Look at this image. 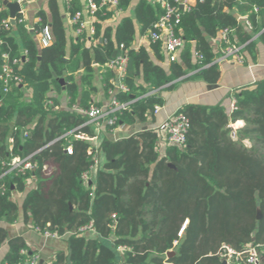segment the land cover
<instances>
[{"label":"trees","instance_id":"obj_1","mask_svg":"<svg viewBox=\"0 0 264 264\" xmlns=\"http://www.w3.org/2000/svg\"><path fill=\"white\" fill-rule=\"evenodd\" d=\"M67 1L70 15L87 13L88 0ZM91 1L97 7L91 41L85 34L67 40L57 0H48L50 20L43 11L37 14L35 30L49 27V46L38 47L17 21L9 29L0 27V64L3 53L17 58L22 80L6 94L0 82V161L27 158L32 166L18 171L0 165V221L11 224L22 212L24 222L38 232L65 237L67 251L46 264H222L217 253L223 245L238 252L254 246L264 254V79L227 94L234 109L221 103L183 104L177 112L188 118L189 127L181 146L146 129L116 141L102 138L94 147L88 141L95 136L88 118L59 108L49 94L64 90L70 104L79 99L80 108L100 106L90 100L95 67L104 90H114L109 81L114 74L105 64L122 44L128 58L122 79L127 90L117 89L113 97L125 108L115 112L116 123L107 127L143 123L154 106H162L159 93L173 89L188 73L218 83L216 59L229 46L240 47L245 65L257 62V43L264 48V0H195L181 12L175 33L183 45L179 59L167 68L160 64L168 59L162 40L149 38L163 13L162 0H140L134 17L123 16L114 27L105 22L126 12L132 0H117L115 8ZM7 17L0 0V20ZM135 22L147 42L136 49ZM225 29L227 42L220 38L214 52L211 41ZM24 89L31 93L26 101ZM238 121L242 124L233 129ZM30 182L33 187L26 190ZM14 193H25L20 205ZM89 225L94 237L81 230ZM5 242L8 249L0 264H30L35 257L22 236L8 238L0 227V246ZM118 247L126 248L120 256Z\"/></svg>","mask_w":264,"mask_h":264},{"label":"crops","instance_id":"obj_2","mask_svg":"<svg viewBox=\"0 0 264 264\" xmlns=\"http://www.w3.org/2000/svg\"><path fill=\"white\" fill-rule=\"evenodd\" d=\"M139 1L140 0H132L129 9L126 12H116L114 17L106 21L105 24L112 25L114 27L121 17L123 16L134 17V9ZM189 1H190V5L195 3V0H189ZM57 4L60 13L62 14V17L64 19L67 40L70 41L71 39H76L78 36L75 34L73 27L71 26L69 21L70 13L67 10L68 1L57 0ZM20 9H21L20 14H22L24 18L25 28L31 34L32 39L36 42L37 46L41 47L38 42V37L35 33V26L38 25L39 23L38 22L39 18L37 17L39 11H43L46 14L47 19L50 20L48 0H32L27 3H24ZM82 14L85 20L92 22L91 24L89 23L87 28H89V26L91 25L93 26L92 16H88L85 9L83 10ZM8 17H9V12H8ZM135 27L137 33L135 36L133 47L136 49L141 45L147 46V42L145 38L140 37L138 34L139 24L137 22H135ZM12 34L15 38L16 43L21 48V39L14 28L12 29ZM220 38H221V33L217 35V38L211 41L214 52L219 51ZM91 44L92 42L88 41L86 43V47L90 48ZM179 53L177 55V59H179ZM116 54L117 52H115L113 57ZM256 56H257L256 63L254 64L249 63L248 65H245L244 63H239L238 61H236V59L233 56L219 55L216 59V62L218 63L219 69L221 71L220 80L218 81V83H216L219 86L218 89L208 90L207 86L211 84L204 83L201 79L198 78H192L191 76L193 73H188L184 77L178 79V83L173 89L164 90L159 93V95L163 100V104L160 110H158V112L156 113H153V115L148 116L145 122L143 123L136 122L135 124L132 125L120 123L115 128L108 129L106 123L107 119L102 118L99 121L90 124V127L93 130L95 136L93 138L88 139V141L94 147H97L102 138H107L111 141H116L118 139L131 136L142 130H146V129L155 130V128L165 119L167 115L174 113L183 104L189 102L198 103V104H207V105H214L221 103L227 108H230L231 100L229 97H227V94L231 93L234 88L252 83L256 80L264 79V48L259 42L257 43V47H256ZM160 64L164 68H167L169 64V60L165 57V59L162 62H160ZM107 70L113 72L114 74V78L109 79L110 82L115 84L114 90H108V91L104 90V87L101 83V79H102V76L100 74L101 71H99L97 67H95L94 76H93L92 85L96 88V90L91 92L90 100L99 103L100 106H107L111 98L114 96L115 90L118 89L117 84L115 83L116 72L111 69H107ZM80 76L81 73H78V75L76 76V82L78 83V86L81 88ZM137 82L139 84H142L141 79H138ZM23 93H24V100L25 101L28 100L31 94L30 91L24 89ZM49 94L50 96L56 97V99L59 102V108L61 109L70 108L71 110H75L79 113H80L79 110L86 109L79 107V99H76L75 103L70 104V99L66 95L64 90H61L60 92L50 91ZM33 184L34 182H30L27 185L26 190L32 188ZM24 194L25 193L19 195L14 193L12 198L20 205L24 198ZM0 227L6 229L8 238H12L15 236H22L26 241L29 249L35 253V256H38L39 264H46L51 262L54 259L56 253L59 251H63V252L67 251V244L65 237H60V238L46 237L44 234L35 230L30 221L24 222L22 212L19 213L16 221L11 224H7L4 221H0ZM85 234L89 237H94L96 235L93 231L90 230L86 231ZM104 242L112 246L110 240L105 239ZM7 249L8 246L6 242L0 246V262L3 260L7 252ZM259 253H260L261 264H264V254L262 253L261 249ZM225 264H229V263L225 262Z\"/></svg>","mask_w":264,"mask_h":264},{"label":"built area","instance_id":"obj_3","mask_svg":"<svg viewBox=\"0 0 264 264\" xmlns=\"http://www.w3.org/2000/svg\"><path fill=\"white\" fill-rule=\"evenodd\" d=\"M9 2H14L19 4L20 8L24 3H27L32 0H8ZM163 9V13L158 18V20L153 25V30L149 33V38L152 41L162 40L164 44V49L169 61H175L177 55L180 52L183 41L180 36L175 33V29L178 26L181 18V12L189 9L190 1L189 0H162L160 2ZM109 6L110 8H115L117 6V0H101L100 6ZM87 14L92 16L96 11V5L91 1H87ZM21 10V9H20ZM19 12L15 18V22L24 24V18ZM20 15V16H19ZM19 16V17H18ZM70 24L73 27V30L77 36L85 34L86 38H91L94 34V27L91 25L89 28L87 26L92 22L85 20L81 12H76L73 15H70L69 18ZM241 21L244 25L249 26L250 24L247 19L242 18ZM40 22V19L38 20ZM11 19L7 17L6 19L0 20V27L4 29H9L11 27ZM35 33L38 37V42L41 47L49 46L52 43L53 37L48 26L40 28L38 31L35 30ZM228 30L225 29L221 32V40L227 42ZM120 52L117 53L109 62L105 64V68L114 70L116 72L115 83L119 90L126 91V87L122 84V79L125 74L126 64H127V55L124 51V46L121 44L119 46ZM22 56L27 54L25 49L21 50L20 53ZM224 56H233L236 61L239 63L243 62V59L240 55V47L229 46L224 53ZM201 59V56H197ZM1 64H0V82L2 83V92L8 93L10 88L14 85L21 84L22 80L18 74L20 68V62L17 58H11L8 53H3L1 55ZM51 103V102H49ZM125 108V104L119 103L114 97L111 98L107 106H95L91 105L89 108L79 110L81 114L85 115L88 118L87 124L95 123L100 119L106 118V123L109 126H113L117 117L115 112ZM161 106H154V113L160 110ZM231 109H234V100L231 101ZM111 115L110 117H108ZM189 127L188 118L182 113H178L177 110L165 117V119L155 128L156 131L161 132L167 143L172 145L181 146L185 142V134ZM234 129V125H231ZM26 134V133H25ZM24 134V135H25ZM232 136L235 135L234 131L231 133ZM79 138L85 139L83 136H78ZM12 142V139H9V143ZM67 152L70 153L71 149L68 147ZM0 165L9 166L10 169H17L18 171H23L26 169H31L32 166L28 162L27 158L20 159L19 157H13L8 164H5L3 161H0ZM83 232L92 231L91 226H87L81 229ZM46 237L57 238L53 234L48 232L44 233ZM126 250L125 247L116 248V252L120 255ZM259 248L254 246H248L244 251L238 252L234 249L223 245L219 252L218 256L229 264H261ZM38 256H35L30 264H38Z\"/></svg>","mask_w":264,"mask_h":264},{"label":"water","instance_id":"obj_4","mask_svg":"<svg viewBox=\"0 0 264 264\" xmlns=\"http://www.w3.org/2000/svg\"><path fill=\"white\" fill-rule=\"evenodd\" d=\"M2 5L8 10L9 12V17L11 19V24L14 25L15 24V18L17 16V14L20 12V6L17 3L14 2H9L8 0H1ZM115 54V53H114ZM61 83H63L62 79H61ZM219 86L217 84H213V85H208L207 89L208 90H213V89H218ZM133 97V96H132ZM190 103V102H189ZM186 104V103H185ZM207 105V104H206ZM242 124V122L238 121L234 124V128L240 126ZM170 167H173L172 165H170ZM259 214H258V218H259ZM174 254V252H168L166 254L167 257H170ZM222 264H225V261L222 262Z\"/></svg>","mask_w":264,"mask_h":264},{"label":"rangeland","instance_id":"obj_5","mask_svg":"<svg viewBox=\"0 0 264 264\" xmlns=\"http://www.w3.org/2000/svg\"><path fill=\"white\" fill-rule=\"evenodd\" d=\"M92 82H93V81H92ZM245 144L248 145V142L245 141ZM15 194H19V195H21V193H15Z\"/></svg>","mask_w":264,"mask_h":264}]
</instances>
